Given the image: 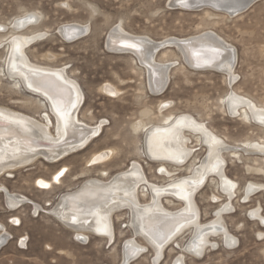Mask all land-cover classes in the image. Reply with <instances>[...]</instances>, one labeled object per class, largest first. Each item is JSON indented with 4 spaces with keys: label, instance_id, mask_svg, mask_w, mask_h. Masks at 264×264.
Listing matches in <instances>:
<instances>
[{
    "label": "rangeland",
    "instance_id": "obj_1",
    "mask_svg": "<svg viewBox=\"0 0 264 264\" xmlns=\"http://www.w3.org/2000/svg\"><path fill=\"white\" fill-rule=\"evenodd\" d=\"M170 2L0 0V23L8 25L9 29H0V105L36 117L43 110L42 107H35V104L23 103L26 99L24 92H27L15 86V82L8 77L5 65L7 48L4 45H7V35L11 30L9 22L15 16L34 11L39 14L38 24L26 27L23 31L29 32L35 28L47 32L48 36L27 49V55L33 61L65 66L83 92L84 101L79 109V118L90 124L100 123L102 128L97 137L82 150L56 163L39 160L6 174L0 182L7 189L37 202L43 209H49L59 195L79 187L87 177L106 179L137 163L145 175V181L138 186L146 197H141L144 199L141 201H148L150 184H165L172 179L189 176L207 152L200 135L187 131V142L192 151L189 159L183 163L175 165L166 162L162 168L147 157L144 139L148 127L153 123H161L167 114L178 116L179 113H186L202 120L221 139L231 143V149L236 150L222 153L223 172L236 185V192L231 199L221 188L218 177L212 174L194 197L203 223L213 219L218 211L222 212V224L233 236L234 243L226 245L222 235H212L210 238L215 246L205 248L204 254L202 252L196 258L185 251L191 235L190 231H186L177 238L180 241L164 252L162 259L152 262V252L149 250L130 264H173L174 258L182 252L185 264H264V162L261 160L264 153L246 150L253 141H264V127L232 115L224 105L226 94L232 90L264 108V0H257L245 11L232 16L215 11L208 5H201L198 9H179ZM72 22L85 24L86 31L79 39L67 41L56 30ZM120 25L130 33L147 35L156 41L171 36L186 37L207 29L215 31L235 46V79L229 85L226 76L217 70L189 67L176 48L170 47L163 52L159 49L157 60L171 62L170 76L165 91L153 95L148 88L146 71L135 56L130 52L111 51L107 47L110 29ZM47 52L55 53L56 57L48 61L44 58ZM107 82L113 84L117 92L104 91ZM160 108L162 111H159ZM139 120L146 125L135 129L133 126ZM105 150L111 152L109 159L100 164L90 163L92 155ZM63 165L66 175L59 184L48 190L37 187V178L51 179ZM161 168L165 173L160 171ZM250 183L260 184V189H252L246 196V187ZM174 201L171 207L175 208L180 201ZM226 203L231 209L224 211L223 205ZM36 213L28 204L8 208L0 193V223L3 227L5 225L8 238L10 235L13 237L1 246L0 264H120L123 245L128 238L145 242L132 231L127 208L119 211L118 218L114 219L112 240L90 234L85 239L88 241L83 244L74 240V231L58 218L50 216L48 212ZM12 216L20 219V225L12 226L7 222ZM21 237L26 243L24 249L18 247L17 240Z\"/></svg>",
    "mask_w": 264,
    "mask_h": 264
},
{
    "label": "bare ground",
    "instance_id": "obj_2",
    "mask_svg": "<svg viewBox=\"0 0 264 264\" xmlns=\"http://www.w3.org/2000/svg\"><path fill=\"white\" fill-rule=\"evenodd\" d=\"M254 1L256 0H185L182 4L180 0H171L170 3L179 9H198L201 5H208L215 11L232 16L230 11L240 8L244 10ZM238 13L241 12L234 13V15ZM38 15L33 11L15 16L9 22L11 28L9 35L6 34L8 42L4 46L7 48L5 65L8 77L21 91L24 89L27 92L23 91L26 96L23 103L35 104V107H42L43 110H40L39 117H36L0 105V179L6 174L16 172L39 160L56 163L85 148L102 129L100 123L90 124L79 118V109L84 101L83 92L79 83L70 76L65 66H53L49 63L33 61L27 55V49L48 36L47 32H41L42 30H35V28L29 32L23 31L24 28L33 27L37 23ZM60 27L59 32L67 41L79 39L86 31L85 24L81 22L66 23ZM0 29L6 30L8 25L0 23ZM175 41L183 42L176 44ZM125 43H134L139 46V50L131 49L137 54L135 58L146 71L148 88L153 95H159L165 91L170 76L171 62L164 61V59L157 60L156 53L159 49L163 52L170 47L176 48L189 67L196 70H217L226 76L229 85L235 79L234 68L237 53L235 46L210 29L186 37L171 36L157 41L147 35L130 33L121 25L110 29L106 44L111 51L130 52L125 47ZM196 53H199L198 57ZM55 57L56 54L53 52L44 53V58L48 61ZM33 72L38 75L33 77L31 75ZM33 79H44L41 90L37 91L28 87ZM112 86L113 84L108 83L103 90L109 93L117 92V88ZM224 105L232 115H238L239 118L250 123L253 121L264 127V108L244 95L231 90L225 96ZM159 111H162V108ZM65 121L67 127H65ZM145 125L144 121L139 120L132 126L139 129ZM212 130L202 120H197L186 113H179L178 116L167 114L163 116L161 123H153L148 127L144 139L145 153L152 162H157L162 168L166 162L179 165L189 157L192 150L187 142L189 138L187 131L198 133L200 141L204 143L207 150L204 158L189 176L172 179L165 184H150L148 201H141V197L145 194L139 191L138 186L145 181V175L143 168L141 169L137 163L131 164L126 170H119L120 172L106 179L96 176L87 177L79 187L59 195L49 209H43L44 207L24 194L7 189L1 182L0 193L8 208L28 204L34 212H48L50 216L53 215L65 226L71 228L77 238L83 240L90 234L112 240L114 219L118 218L119 211L127 208L130 211L129 225L132 231L145 242L127 237L123 245L120 264H130L137 256L149 250L153 256L151 261L156 262L168 248L171 249L180 241L177 238L186 231H190L191 235L185 245V251L197 258L206 250L205 248L215 246L210 238L212 235H222L226 245L234 243L233 236L222 224V212L218 211L213 219L203 223L200 221L199 206L194 198L195 193L211 174L218 177L221 188L228 198L236 192L235 183L223 172L224 160L222 158L224 151L236 152V150L231 149L233 147L231 143L225 142ZM246 150L263 154L264 141H253L247 145ZM110 155L109 150L100 151L92 155L89 161L92 164L98 162L100 164L103 160L109 159ZM261 160L264 162V158ZM189 165H187L188 170ZM64 166L56 171L62 170V176L66 175ZM163 172L165 173L164 169ZM55 173L51 179L39 177L35 183L43 189H52L62 180L55 181ZM259 185L250 183L246 187V196L252 189L259 188ZM174 200L180 201L179 206L175 208L171 207ZM230 209L229 203L223 205L224 211ZM16 218L11 217L13 222H17L15 226L20 225V219ZM4 228L5 225L3 227L0 223V247L4 242L13 238L11 235L8 238L9 235ZM20 243L24 244L22 238ZM182 254H178L172 263L185 264V257L183 258L184 254Z\"/></svg>",
    "mask_w": 264,
    "mask_h": 264
},
{
    "label": "snow or ice",
    "instance_id": "obj_3",
    "mask_svg": "<svg viewBox=\"0 0 264 264\" xmlns=\"http://www.w3.org/2000/svg\"><path fill=\"white\" fill-rule=\"evenodd\" d=\"M180 2L182 4H184L185 3V0H180ZM125 47L139 50V46L137 44H134V43H125ZM213 50L215 51V49H213ZM17 51H18V46H17ZM196 55L198 57L199 56V53H196ZM31 75L33 77H36L38 74L35 73V72H33V73H31ZM43 85H44V79H33V81L28 84V87L34 88V90L39 91V90H41V88L43 87ZM53 99H56V97H53ZM65 127H67V122L66 121H65ZM161 171H163V169H161ZM61 175H63L62 172H61ZM43 186L44 187H47V185H43Z\"/></svg>",
    "mask_w": 264,
    "mask_h": 264
},
{
    "label": "built area",
    "instance_id": "obj_4",
    "mask_svg": "<svg viewBox=\"0 0 264 264\" xmlns=\"http://www.w3.org/2000/svg\"><path fill=\"white\" fill-rule=\"evenodd\" d=\"M61 172L63 173L62 170H59L58 172L55 173V175H54V180H55V181H58V180L63 179L64 176L61 175ZM37 187H38L40 190L42 189V188L40 187V185H37ZM36 214H38V212H37ZM7 222H8L9 224H11L12 226H15V225L17 224L16 221H15V222L12 221L11 217L7 220ZM21 238L23 239V237H21ZM21 238H18V240H17V242H18V247L21 248V249H24V247L26 248V246H25L26 243H25V240L23 239L24 244H21V243H20ZM81 239H82V238H81ZM81 239L75 237L74 240H75L76 242L80 243V244L86 243V242L88 241V239H87V240H83V239L81 240ZM0 249H1V247H0Z\"/></svg>",
    "mask_w": 264,
    "mask_h": 264
},
{
    "label": "water",
    "instance_id": "obj_5",
    "mask_svg": "<svg viewBox=\"0 0 264 264\" xmlns=\"http://www.w3.org/2000/svg\"><path fill=\"white\" fill-rule=\"evenodd\" d=\"M257 1V0H256ZM255 2V1H254ZM253 2V3H254ZM252 3V4H253ZM249 6H251V4H249L248 6H247V8H249ZM247 8H245L244 10H243V8H240V9H237V10H235V11H230V14L231 15H234V13H237V12H243V11H245ZM56 32H58V33H60L59 32V30H56ZM176 42V44H182L181 42H183V41H175ZM174 43V42H173ZM183 44H185V43H183ZM127 48V47H126ZM127 50H130V53H132L134 56H136L137 57V54L134 52V51H132V49L131 48H127Z\"/></svg>",
    "mask_w": 264,
    "mask_h": 264
}]
</instances>
